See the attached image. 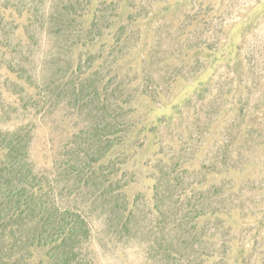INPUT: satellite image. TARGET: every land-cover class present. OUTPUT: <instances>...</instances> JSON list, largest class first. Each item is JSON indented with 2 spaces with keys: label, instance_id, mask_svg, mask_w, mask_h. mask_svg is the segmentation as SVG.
Segmentation results:
<instances>
[{
  "label": "rangeland",
  "instance_id": "1",
  "mask_svg": "<svg viewBox=\"0 0 264 264\" xmlns=\"http://www.w3.org/2000/svg\"><path fill=\"white\" fill-rule=\"evenodd\" d=\"M0 206V264H264V0H0Z\"/></svg>",
  "mask_w": 264,
  "mask_h": 264
},
{
  "label": "trees",
  "instance_id": "2",
  "mask_svg": "<svg viewBox=\"0 0 264 264\" xmlns=\"http://www.w3.org/2000/svg\"><path fill=\"white\" fill-rule=\"evenodd\" d=\"M2 149L6 150L5 147H2ZM21 192H22V190H21ZM1 207L2 206H0V228L3 227V225L12 224L11 221L14 220V219L10 218V215L12 214L13 210L11 209L8 212L5 210V207H4V212L2 213ZM24 213H23V210L19 211V209H18L15 216L18 219H22V217L24 216ZM73 229H75V231H76L78 228H73ZM82 233H84V230H82V228H80V230L78 229L77 233L73 234L70 232L69 226H66L64 237L52 240L50 245H51V247H53L54 251L57 252V256L52 258L54 264H77L76 259H75V258H77V255L75 254V252H76V249L79 250L80 248L77 246H72V242L75 240L76 237L84 236V234L82 235ZM16 234H17V232H15V233L11 232L6 237H3L0 240V246H1L0 257H2L3 253H5L4 249L2 247L3 244L7 243V241L10 242V241L14 240ZM40 239H41V242H43V240L46 241V239H49V238L48 237H46V238L40 237ZM32 248H33V251L34 250L37 251L40 247L38 248V246H36V244H32ZM52 259H51V261H52ZM47 263L50 264L49 262H47Z\"/></svg>",
  "mask_w": 264,
  "mask_h": 264
}]
</instances>
